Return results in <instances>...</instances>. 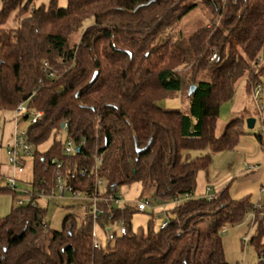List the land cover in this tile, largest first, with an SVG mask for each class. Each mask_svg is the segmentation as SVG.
Masks as SVG:
<instances>
[{
	"label": "trees",
	"instance_id": "16d2710c",
	"mask_svg": "<svg viewBox=\"0 0 264 264\" xmlns=\"http://www.w3.org/2000/svg\"><path fill=\"white\" fill-rule=\"evenodd\" d=\"M57 1L36 7L35 0H2L0 114L25 105L28 113L19 125L29 113L42 112V119L30 124L27 140L33 148L53 142L32 155L29 202L17 205L21 193L0 189L16 204L0 218V264H229L223 228L239 225L251 212L257 233L250 243L257 264H264V205L233 199L228 188L210 198L197 194L211 153L235 149L246 134L244 116L231 120L222 136L216 130L236 83L247 78L250 93L257 81L255 69L264 57V0H68L66 8ZM200 5L219 23L188 37L174 34ZM11 20L15 27L7 28ZM213 54L217 58L211 61ZM187 85L197 86L188 95L189 114L158 106ZM64 131L65 142L58 139ZM257 138L264 145L263 135ZM67 140L81 150L67 155ZM97 158L102 162L96 171ZM58 172L72 194L87 199H118L117 190L135 182L154 187L164 204L192 198L174 204L175 217L166 228L155 231L150 222L144 236L132 228L136 208L113 202H99L104 214L97 224L89 211L81 223L66 216L61 230L53 231L38 199L55 194ZM121 222L126 234L94 246L96 225L106 229Z\"/></svg>",
	"mask_w": 264,
	"mask_h": 264
},
{
	"label": "rangeland",
	"instance_id": "374dc122",
	"mask_svg": "<svg viewBox=\"0 0 264 264\" xmlns=\"http://www.w3.org/2000/svg\"><path fill=\"white\" fill-rule=\"evenodd\" d=\"M50 0H35L34 5L39 7L45 5L48 7ZM57 4L60 8H66L68 0H58ZM2 8V0H0V11ZM212 23L218 24V20L214 18L210 10L204 5H200L190 16L180 23L175 29L174 34L182 33L184 37L193 34L202 26H210ZM7 28H13L15 25L12 20L7 24ZM264 60V57H263ZM256 84H261L263 91L258 99L253 96L252 85L250 93L248 91V79L243 78L235 85V93L233 99L224 103L220 109V117L216 130V136L223 135L227 124L237 118L244 116L245 119H255V128L249 130L241 137L238 146L230 151L212 154V164L208 171L202 172L198 180L197 194L199 196H213L223 190L229 189L230 196L233 199L250 198L254 206L264 205V145H262L257 135L261 134L264 137V64L260 68L255 69ZM201 80L207 79L205 75H200ZM188 85L179 90L172 92L166 99L158 103V106L168 111H179L184 114L190 112ZM14 112H3L0 114V164L2 166H11L6 153L5 138L13 132ZM13 118V119H12ZM7 123V124H6ZM31 124V119L28 118L22 121L18 126V132L27 133ZM3 128H5L4 139ZM66 132H62L58 139L65 142ZM53 138L49 139L45 144L38 148H33L30 156L24 157V171L17 174V187L21 197H26V192L32 191L30 181L33 175V158L35 151L44 152L52 145ZM210 153L208 150L204 152H192L193 157L201 154ZM248 166L255 167L254 172L262 170L261 176L251 177L252 172H248ZM7 179V178H6ZM0 178V187L5 188L7 180ZM100 191H104V187H100ZM120 199L127 205L133 208L137 207L138 202L149 201L151 206L145 212L136 211L132 217V228L137 236L148 234L150 222L155 231H158L164 221H169L175 217L173 209L174 203L164 204L156 200L155 188L150 187L144 189L139 182L131 185H123L118 190ZM209 192V193H207ZM16 205L10 194H0V217H5L10 213L12 206ZM38 205L46 208V223L49 229L60 231L63 220L68 215H75L79 223L89 213L92 200L85 197H74L72 193L65 192L61 195L60 190H56L51 197L41 196L38 199ZM254 214L249 213L244 221L235 227H226L223 232L222 239L224 245L225 256L229 264H257L258 256L254 246L250 243V239L256 235L257 230L253 225ZM111 229L118 233L119 226L114 224L109 228L104 229L100 224L94 228V236L96 241L101 246L108 245V230ZM264 243V237H263Z\"/></svg>",
	"mask_w": 264,
	"mask_h": 264
},
{
	"label": "built area",
	"instance_id": "2783aa9c",
	"mask_svg": "<svg viewBox=\"0 0 264 264\" xmlns=\"http://www.w3.org/2000/svg\"><path fill=\"white\" fill-rule=\"evenodd\" d=\"M217 58L216 54H213L211 57V61L215 60ZM264 64V60L261 59L260 61V65L259 67L261 68ZM46 67H48V64H45ZM258 67V68H259ZM263 91L262 85L261 84H256L253 88V96L255 99H258V97L261 95ZM28 113L27 107L25 105H20L17 110L15 111L16 114V122H17V126H18V121L21 117L22 114H26ZM29 118L31 119V124H36L38 121H40L43 117V113L42 112H31L29 113ZM7 156L9 159V163L15 168V173L12 176H9L6 180H7V185L5 188H1L0 189H7V190H11V191H16L19 192L18 187H17V174H20L24 171L23 169V158L30 156L33 152V146L28 142L27 140V133L24 132H18L17 128H16V133L14 136V142L12 145H10L7 148ZM65 153L67 155H71L73 153H76V147L73 144V142L71 140H67V142L65 143ZM102 162L101 158H97L96 160V167L95 170L97 171L98 166L100 165V163ZM58 168H61V164L58 165ZM255 168L252 166H248V171L252 172L254 171ZM104 182L103 180H99L98 184H97V190H99V192L104 193V191H100V187H103ZM57 189L60 190L61 195H64L65 192H70L69 189L66 188V182L65 179L63 178L61 172H58L57 174ZM27 196L24 198H21L20 200L17 201V205H24L27 202L30 201V199H32L33 197V193L31 192H26ZM71 193V192H70ZM43 196V195H41ZM74 197H84L82 194L80 193H74L73 194ZM86 198V197H85ZM192 197L190 195L185 196L184 198H177L174 202V204L176 206H180V204L184 201L190 200ZM210 198V197H207ZM87 199V198H86ZM92 200V206L90 211L93 213L94 215V222L95 224H97L98 219L100 218L99 216L101 214H104V212L102 210H100L98 208L99 202H104V203H111L113 202L117 207L123 209L125 208L127 205L120 199V196L118 199L114 198L113 196H110L109 198L105 199V198H98L97 196L89 199ZM151 206V203L149 201H145V202H138L136 210L138 212H145L147 210L148 207ZM168 225V221H164L160 227V229H164L166 228ZM119 233L124 235L127 233L126 231V227L125 225L121 222L119 225ZM227 230V228H223V232H225ZM115 231H112L111 229L108 230L107 234H108V240H113L115 237ZM118 234V233H117ZM95 238V236H94ZM94 246L96 248H100L101 245L96 241V239L94 240Z\"/></svg>",
	"mask_w": 264,
	"mask_h": 264
},
{
	"label": "crops",
	"instance_id": "0c3cea01",
	"mask_svg": "<svg viewBox=\"0 0 264 264\" xmlns=\"http://www.w3.org/2000/svg\"><path fill=\"white\" fill-rule=\"evenodd\" d=\"M14 121H13V126H14V129H13V132H12V134L9 136L8 135V137H6L5 138V141H6V143H5V147L6 148H8L10 145H12L13 144V142H14V136H15V133H16V128H17V122H16V114H15V112H14ZM12 118V119H13ZM7 124V123H6ZM4 134H5V128H3V134H1V136H2V138L4 139ZM6 151H7V149H6ZM7 153V152H6ZM255 168V167H254ZM255 170H256V168H255ZM254 170V171H255ZM254 171H252V176L251 177H253V178H255V177H257V176H261V173H262V170H259V172H254ZM249 172V171H248ZM15 173V168L11 165V166H2L1 164H0V178L3 176V178L4 179H6V178H8L9 176H12L13 174ZM207 193H209V192H207ZM204 197H211V196H205L204 195ZM263 206V205H262ZM13 207V206H12ZM12 209V208H11ZM11 209H10V211H11ZM1 218V217H0ZM204 227H206V225H201V229H205Z\"/></svg>",
	"mask_w": 264,
	"mask_h": 264
},
{
	"label": "water",
	"instance_id": "95a60500",
	"mask_svg": "<svg viewBox=\"0 0 264 264\" xmlns=\"http://www.w3.org/2000/svg\"><path fill=\"white\" fill-rule=\"evenodd\" d=\"M196 89H197V86L192 85L189 89V96H191L196 91ZM255 123H256L255 119H247L246 120V125H247V128L249 130H253L255 128ZM62 128H65V126L63 125ZM80 150H81V148L79 147L76 149V152H79Z\"/></svg>",
	"mask_w": 264,
	"mask_h": 264
}]
</instances>
